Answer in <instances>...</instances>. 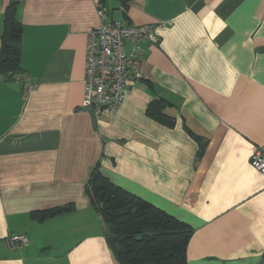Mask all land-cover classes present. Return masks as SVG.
<instances>
[{
    "label": "crops",
    "instance_id": "obj_1",
    "mask_svg": "<svg viewBox=\"0 0 264 264\" xmlns=\"http://www.w3.org/2000/svg\"><path fill=\"white\" fill-rule=\"evenodd\" d=\"M97 1H18L24 72L0 76V264H117L84 193L96 163L190 226L187 264H264V175L249 163L264 153V0H127L126 16L106 0L109 20L152 24L158 38L141 41L143 77L113 114L83 107ZM155 97L172 126L146 113ZM183 124L207 139L198 157ZM19 233L28 244L10 247Z\"/></svg>",
    "mask_w": 264,
    "mask_h": 264
},
{
    "label": "trees",
    "instance_id": "obj_2",
    "mask_svg": "<svg viewBox=\"0 0 264 264\" xmlns=\"http://www.w3.org/2000/svg\"><path fill=\"white\" fill-rule=\"evenodd\" d=\"M18 1L8 0L1 15L0 76L6 81H13L24 72L20 65L22 24L17 15ZM126 1L121 0L124 16ZM98 2L106 8V0ZM169 106L171 103L164 97H155L148 102L146 113L156 121L172 126L175 117L166 111ZM183 127L198 142L196 156H200L207 139L193 133L186 124ZM88 174L84 193L107 234L116 237L117 264H187L186 249L192 229L186 222L111 182L102 174L98 163ZM72 209V204H64L29 214L34 221L42 222Z\"/></svg>",
    "mask_w": 264,
    "mask_h": 264
},
{
    "label": "built area",
    "instance_id": "obj_3",
    "mask_svg": "<svg viewBox=\"0 0 264 264\" xmlns=\"http://www.w3.org/2000/svg\"><path fill=\"white\" fill-rule=\"evenodd\" d=\"M96 9L100 23L87 36L83 107L94 114H113L122 104L126 88L143 77L141 41L155 43L158 38L152 24L135 26L108 20L106 8L98 1ZM249 163L264 175L261 149L250 154ZM27 238L19 233L5 240L10 247L26 246Z\"/></svg>",
    "mask_w": 264,
    "mask_h": 264
},
{
    "label": "water",
    "instance_id": "obj_4",
    "mask_svg": "<svg viewBox=\"0 0 264 264\" xmlns=\"http://www.w3.org/2000/svg\"><path fill=\"white\" fill-rule=\"evenodd\" d=\"M105 240H106L107 244L109 245L110 249L112 250L114 256L117 255L118 248H116L117 246L115 243L116 237L113 235H107Z\"/></svg>",
    "mask_w": 264,
    "mask_h": 264
},
{
    "label": "rangeland",
    "instance_id": "obj_5",
    "mask_svg": "<svg viewBox=\"0 0 264 264\" xmlns=\"http://www.w3.org/2000/svg\"><path fill=\"white\" fill-rule=\"evenodd\" d=\"M110 19V15L108 16V20Z\"/></svg>",
    "mask_w": 264,
    "mask_h": 264
}]
</instances>
